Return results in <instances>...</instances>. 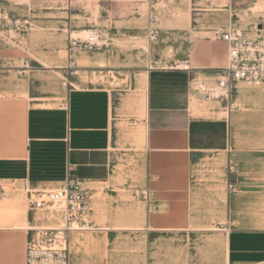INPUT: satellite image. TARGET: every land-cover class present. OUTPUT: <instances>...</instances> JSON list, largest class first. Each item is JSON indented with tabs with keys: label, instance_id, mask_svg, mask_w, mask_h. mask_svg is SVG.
<instances>
[{
	"label": "crops",
	"instance_id": "1",
	"mask_svg": "<svg viewBox=\"0 0 264 264\" xmlns=\"http://www.w3.org/2000/svg\"><path fill=\"white\" fill-rule=\"evenodd\" d=\"M13 5L0 0V12L25 14ZM238 6L199 19L195 33L213 39L184 26L161 42L159 30L156 50L174 47L166 66L129 65L111 44L69 66L45 32L56 25L62 37L67 18L34 15L21 41L0 38V184L24 188L0 192V204L21 199L26 219L0 227V264H25L24 197L69 177L87 190L99 231L70 235L69 264H264V84L237 83L230 111L192 87L226 67L216 32Z\"/></svg>",
	"mask_w": 264,
	"mask_h": 264
},
{
	"label": "rangeland",
	"instance_id": "2",
	"mask_svg": "<svg viewBox=\"0 0 264 264\" xmlns=\"http://www.w3.org/2000/svg\"><path fill=\"white\" fill-rule=\"evenodd\" d=\"M9 4L15 3L14 8L25 9V14L22 12L19 16L7 15L14 19L27 20L28 24H32L34 15H40L39 18H48L51 20H60L67 18V24L63 29V36L59 37V28L54 25L52 28L45 29V32L50 31L53 35L52 46L56 49L55 55L71 63L76 62V55L85 54L84 50L71 49L72 40H84L87 34L91 31L97 32L102 44H111V47L119 54H127V57L135 60L133 63L129 61V65L137 67H157L166 66L169 61H173L172 52L174 47L170 51L163 49L164 53L158 52L157 42L149 43L146 39V32L148 28L156 30L157 34L160 30V40L162 42V34L166 29L175 30L181 26H177V22L172 20L169 16H164L158 21L153 19L156 17V10L159 6H162L164 13H168L171 7L184 6L189 16V26L187 25V33L194 36H202L213 39V34H196L194 27L199 26L204 28V24L199 19L207 18L208 15L224 14V7L228 0H7ZM20 2L22 5H18ZM239 11L236 12L234 17L228 18L223 24L226 28L231 23H236L239 30L242 33L243 40H257L258 38L264 39V0H238ZM259 5L260 8H259ZM38 18V17H36ZM198 20V21H197ZM156 22V23H155ZM160 22V23H159ZM165 23L164 26L161 24ZM181 25L186 26L184 21H181ZM29 27V26H28ZM219 29V28H218ZM27 30V29H26ZM26 30L24 32H26ZM44 30H40L43 34ZM219 31V30H218ZM23 32V33H24ZM84 32V33H82ZM18 34L14 41L8 40L10 45L16 41H21V35ZM11 38L8 32H2L0 38ZM158 38V35H157ZM147 48V51L145 50ZM91 53V52H88ZM70 56V57H69ZM131 60V59H129ZM68 64V63H67ZM76 70H71V74H74ZM219 73H207L205 75H197L193 81V91L200 95V91L197 89L201 83L206 87L215 88L216 80L219 78ZM195 83V84H194ZM259 84L258 82H254ZM197 86V88H196ZM201 96V95H200ZM0 192L4 194L2 197L12 199L19 194H24L23 186H15L10 184H1ZM145 192V191H144ZM16 195V196H15ZM17 200V201H16ZM5 201V200H3ZM2 201V202H3ZM24 204L27 206V199L24 197ZM7 205L8 202L0 204V208L3 213L0 214V227L7 225ZM13 205L14 217L18 222H26L25 219V206L21 199H15L11 202ZM21 213H24L21 215ZM11 214V213H10ZM27 227V225H24ZM215 230V227H211ZM95 235L99 231L92 232H75ZM177 232H166L169 236L176 237L179 244L183 243L182 234L175 236ZM206 233V232H201ZM174 234V235H173ZM191 239V238H190ZM94 252L98 251L99 245L85 241ZM104 254H108V248L105 244ZM140 248L135 250L139 253ZM75 252L72 251L69 246V254ZM87 254L90 251H79L77 254ZM103 264V263H98Z\"/></svg>",
	"mask_w": 264,
	"mask_h": 264
},
{
	"label": "built area",
	"instance_id": "3",
	"mask_svg": "<svg viewBox=\"0 0 264 264\" xmlns=\"http://www.w3.org/2000/svg\"><path fill=\"white\" fill-rule=\"evenodd\" d=\"M28 26L27 20L10 18L0 12V34L8 32L11 36L9 40L14 41ZM216 35L227 45V65L220 71L215 88L202 83L196 88L204 100L219 102L230 111L233 109L237 83L264 84V39L243 40L236 23H231L228 28L216 32ZM146 39L149 43L155 42L156 30L148 28ZM108 47L100 42L95 31L89 32L84 40H72L71 43V49L87 52H99ZM88 202L87 190L72 177L62 182L56 190L28 192L29 226L24 263L69 264L70 235L97 229L88 221Z\"/></svg>",
	"mask_w": 264,
	"mask_h": 264
},
{
	"label": "bare ground",
	"instance_id": "4",
	"mask_svg": "<svg viewBox=\"0 0 264 264\" xmlns=\"http://www.w3.org/2000/svg\"><path fill=\"white\" fill-rule=\"evenodd\" d=\"M261 5H259V8H260ZM162 6H159L158 9L156 10V17L153 19L158 21V19H161L162 17L164 16H169L172 20L174 19V21H176L178 24L177 26H181L183 27V25H181V21H184L185 25H189V16H188V12L186 10V8L184 6H176V7H171V9L168 11V13H164ZM156 23V22H155ZM160 23V22H159ZM165 23H162L161 25L164 26ZM84 33V32H82ZM169 33H167V30H164L163 31V34H162V42H167L169 41ZM173 46L171 45H167V50L170 51V49H172ZM147 51V48L145 49ZM70 57V56H69ZM38 71V70H37ZM51 71V70H50ZM81 74V73H80ZM195 84V83H194ZM259 84H262V83H259ZM257 84V85H259ZM147 85V84H146ZM204 114V113H203ZM138 135V134H137ZM141 144V143H140ZM139 144V146H140ZM17 201V200H16ZM7 210H8V213H7V225L8 224H13V225H19L20 226V223L18 222V220L14 217V212H12L13 210H15L13 208V205H11V203L8 202V205H7ZM11 213V214H10ZM12 225V226H13ZM10 226V225H8ZM7 226V227H8ZM6 227V226H5ZM4 227V228H5ZM6 227V228H7ZM15 227H18V226H15ZM11 228V227H9Z\"/></svg>",
	"mask_w": 264,
	"mask_h": 264
}]
</instances>
